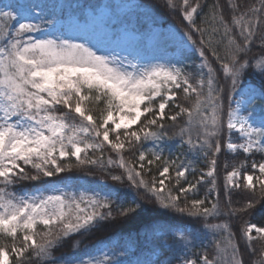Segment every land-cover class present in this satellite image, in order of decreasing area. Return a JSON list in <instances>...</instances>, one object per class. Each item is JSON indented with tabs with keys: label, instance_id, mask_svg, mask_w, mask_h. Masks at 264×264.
I'll return each instance as SVG.
<instances>
[{
	"label": "snow or ice",
	"instance_id": "obj_1",
	"mask_svg": "<svg viewBox=\"0 0 264 264\" xmlns=\"http://www.w3.org/2000/svg\"><path fill=\"white\" fill-rule=\"evenodd\" d=\"M160 6L0 0V264H264V0Z\"/></svg>",
	"mask_w": 264,
	"mask_h": 264
},
{
	"label": "trees",
	"instance_id": "obj_2",
	"mask_svg": "<svg viewBox=\"0 0 264 264\" xmlns=\"http://www.w3.org/2000/svg\"><path fill=\"white\" fill-rule=\"evenodd\" d=\"M138 3L145 2V0H137ZM51 2H57V0H51ZM58 2L61 3H80L84 4L89 2V0H58ZM146 2L151 3L153 5H156V8L152 10V15L155 17L156 21L158 22L159 26H174L176 28L184 27V22L180 15L178 13L172 14L170 13L166 8L161 7L160 5L163 3V0H146ZM178 2V0H176ZM253 55H259L260 50L257 48H253L252 51ZM189 64V70L195 72L196 68L194 65L199 64V60L197 59V56L194 54L187 62ZM171 151L173 153L179 154L178 150L175 146L172 147ZM113 155V158H115V154L109 153L107 150L105 151V156ZM126 159H133L131 153H125ZM243 160V155L237 156L233 158L230 154H223L219 157V164L222 165L225 160L231 161V160ZM203 165H200L202 167ZM114 174H119L120 169H112ZM82 172H92V176L89 177L90 180L92 179H98L101 176H106L105 173H103L100 169H91V168H85L78 172V174H81ZM218 173L222 174L221 167L218 166ZM109 184L114 183L111 180L107 181ZM123 192H127L126 185L122 188ZM143 195V193H141ZM223 198V197H222ZM127 199H131V195L129 194ZM146 216H140L134 219L133 221L124 222L120 218H117L116 221L108 223L104 226H102L100 229L95 231L92 234L85 235V236H74L69 240H66L63 242V247L56 250V255H60L62 253H67L70 250H72L73 245L78 243L79 247L84 248L88 247L91 249L92 245H97L98 242L103 241L104 243L110 244V246H114L120 250L123 249V246L129 244L133 239H135L136 234L139 230L142 229V224L144 220L146 219ZM247 219H251L252 222L260 223L261 220H264V209L260 208L259 206L255 210V212L252 214L251 217H246ZM179 222V221H174ZM233 223H236L233 221ZM142 234V232H141ZM210 239V238H209ZM5 243H9V241H4ZM259 247V245H257Z\"/></svg>",
	"mask_w": 264,
	"mask_h": 264
},
{
	"label": "rangeland",
	"instance_id": "obj_3",
	"mask_svg": "<svg viewBox=\"0 0 264 264\" xmlns=\"http://www.w3.org/2000/svg\"><path fill=\"white\" fill-rule=\"evenodd\" d=\"M131 2H134V3H138V1L137 0H131ZM162 28H164L165 30H170V29H173V28H176V27H174V26H171V25H167V26H162V25H160ZM235 135H238V134H234V136ZM238 142V141H237ZM112 247H114V246H112Z\"/></svg>",
	"mask_w": 264,
	"mask_h": 264
}]
</instances>
